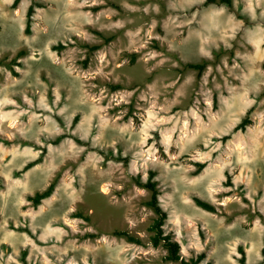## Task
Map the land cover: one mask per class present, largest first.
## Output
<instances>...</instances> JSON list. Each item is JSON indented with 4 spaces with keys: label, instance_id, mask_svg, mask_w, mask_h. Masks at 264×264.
<instances>
[{
    "label": "rangeland",
    "instance_id": "374dc122",
    "mask_svg": "<svg viewBox=\"0 0 264 264\" xmlns=\"http://www.w3.org/2000/svg\"><path fill=\"white\" fill-rule=\"evenodd\" d=\"M13 1L0 0V264H184L151 243L136 179L152 171L186 261L241 264L243 248L264 264V0ZM204 60L200 76L185 66Z\"/></svg>",
    "mask_w": 264,
    "mask_h": 264
},
{
    "label": "trees",
    "instance_id": "16d2710c",
    "mask_svg": "<svg viewBox=\"0 0 264 264\" xmlns=\"http://www.w3.org/2000/svg\"><path fill=\"white\" fill-rule=\"evenodd\" d=\"M21 0H14L13 1V7L17 8ZM211 3H217V4H226L231 6L232 0H206L202 6H208ZM37 1H33L32 4L29 6L27 11V32H30L32 22H33V16L36 12V5ZM114 39V36H109L105 38V42H110ZM85 47L89 48L90 52L98 50L101 48V44L97 45H88L85 44ZM66 45L60 44L56 48H65ZM137 58V54H133L132 62H135ZM87 61L84 63L86 64ZM185 66L187 68L195 69L198 71L199 76L204 72L206 67L208 66V61L204 60L199 63L189 62L186 63ZM112 88H121V85L118 86H112ZM249 123H252L251 119L249 117H246L237 127L236 130H246L247 125ZM66 135L59 136L54 143L58 144L63 138H65ZM77 142H82L79 138H75ZM42 161V157H40L38 160L29 162L24 170H28L34 165L38 164ZM205 167V164H199V169L201 170ZM155 172H151L149 178L147 181H142L141 179H136L137 185L148 189L151 192L150 199L146 201V205L150 207L156 214L155 218L153 219L152 223L149 226V231L151 232V243L154 246H163L167 250V254L165 255V259L168 261H181L184 264H200L201 260L205 257V254H201L198 256V258H193L191 262L186 261L182 256V248L181 244L173 238V235L170 233H167L165 230V224L168 218L167 211L163 208L160 202V189L158 187V182L154 179ZM59 177H56L53 182L42 192H37L34 196H30L29 199L33 202L35 206H38L43 202V200L51 197L56 189V186L58 184ZM195 202L198 206L202 207L203 209L211 212H216L217 208L212 203L200 198L195 197ZM76 216L83 217L82 213H77ZM85 218H89L88 216H85ZM113 234L119 237H124L130 242L135 243H141L142 240L139 237H136L128 230H119L116 229L113 231ZM242 253V257L240 258L241 264H247L246 263V253L243 248L240 249ZM264 252V249H263ZM27 264V263H25ZM211 264V263H207Z\"/></svg>",
    "mask_w": 264,
    "mask_h": 264
}]
</instances>
